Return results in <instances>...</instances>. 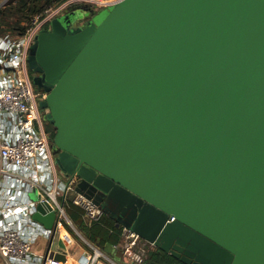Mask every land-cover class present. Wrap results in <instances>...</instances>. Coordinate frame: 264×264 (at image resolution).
<instances>
[{
	"label": "water",
	"instance_id": "1",
	"mask_svg": "<svg viewBox=\"0 0 264 264\" xmlns=\"http://www.w3.org/2000/svg\"><path fill=\"white\" fill-rule=\"evenodd\" d=\"M110 7L54 18L31 49L57 165L186 264H264V0ZM34 218L55 230L44 204Z\"/></svg>",
	"mask_w": 264,
	"mask_h": 264
},
{
	"label": "built area",
	"instance_id": "2",
	"mask_svg": "<svg viewBox=\"0 0 264 264\" xmlns=\"http://www.w3.org/2000/svg\"><path fill=\"white\" fill-rule=\"evenodd\" d=\"M75 1L109 7L119 0H64L36 16L22 34L0 36V264H69V251L55 249L53 243L55 239L68 240L70 204L79 207L90 224L101 222L105 214L93 199L76 191L77 179L61 177L40 106L46 93L37 90L29 73V56L37 35L50 29L52 20L61 16L67 5L78 3ZM39 203L57 215L55 230L34 218ZM121 227V240L114 248L121 252L123 262L145 264L157 246ZM63 230L65 239L60 235ZM43 240L44 249L39 245ZM39 246L44 254L37 253ZM52 250L63 252L65 260L51 254ZM100 256L101 251L94 250L89 264H96Z\"/></svg>",
	"mask_w": 264,
	"mask_h": 264
},
{
	"label": "trees",
	"instance_id": "3",
	"mask_svg": "<svg viewBox=\"0 0 264 264\" xmlns=\"http://www.w3.org/2000/svg\"><path fill=\"white\" fill-rule=\"evenodd\" d=\"M19 6H14V4L10 5V9L0 11V19L2 22V27L0 31L10 32L13 35L22 34L25 32L27 27L31 24L32 20L44 12L45 9L54 6L64 0H16ZM47 132L49 133L51 142L53 143V138L56 133V128L51 121H48V125H45ZM77 212H74L72 209H68V213L71 216L72 220L76 223V225L87 235L91 241L94 243L100 242L105 243L109 240L114 239V234L109 235V233L105 230L104 226L100 223H94L92 225H88L85 223L78 213H80L79 209ZM82 213V211H81ZM113 231L121 232L122 227H117L116 223L111 224V228ZM112 236V237H111ZM120 238V237H119ZM121 240V238H120ZM116 239L115 242L120 241ZM147 264H186L179 258H176L170 253L164 252L159 248L152 250L149 252L147 259L145 261Z\"/></svg>",
	"mask_w": 264,
	"mask_h": 264
},
{
	"label": "rangeland",
	"instance_id": "4",
	"mask_svg": "<svg viewBox=\"0 0 264 264\" xmlns=\"http://www.w3.org/2000/svg\"><path fill=\"white\" fill-rule=\"evenodd\" d=\"M75 2L86 3L88 6H90L91 8L94 9L95 17L101 18V19H103L106 16V14L109 12V10L111 8L110 6L109 7H107V6L104 7V5H102L100 3H96V2H83V1H75ZM11 4H14V6H19L16 0H0V11L7 10L8 8L10 9V5ZM67 6H69V5H67ZM99 7H101V8H99ZM64 12H65V10H63L59 14V15H61V16H59V18L61 20H65L66 19V15L65 14L62 15ZM79 13H80L81 17H84L85 14H86V12H84L82 10L79 11ZM4 33H6V32L0 31V36L3 35ZM39 73H40V76H41L42 73L41 72H39ZM38 78H39V76H38ZM39 79H40L39 81H40L41 86L44 87V85H45L44 80H42V78H39ZM42 89L44 90V88H42ZM59 151H60V149H59ZM58 168H59V171L63 172L60 169L59 166H58ZM69 228H68V231H69L68 240L66 242L62 241L61 243L64 244L65 247L68 248V251L74 257V260L77 262V264H89L90 263V259H91V254H93L94 250L99 249L98 246H96V244L93 241H91V239H89L87 237V235L78 226L74 225V227L70 226ZM61 238L65 239L67 237L63 235V236H61ZM43 241H44V243L46 242V240H43ZM44 243H42V241L39 242V245L43 249L47 247V245L44 244ZM40 246L38 247V252L37 253L44 254L45 250L41 249V251H39L40 250L39 249ZM156 248H158V247H156ZM119 254L122 255L121 252H119ZM145 264H147V263H145Z\"/></svg>",
	"mask_w": 264,
	"mask_h": 264
},
{
	"label": "crops",
	"instance_id": "5",
	"mask_svg": "<svg viewBox=\"0 0 264 264\" xmlns=\"http://www.w3.org/2000/svg\"><path fill=\"white\" fill-rule=\"evenodd\" d=\"M61 175V174H60ZM76 208L77 209H79L80 211V213H78V215H80V218L85 222V223H87L88 225H92V224H90V223H88L85 219H84V217H83V213H81V209L79 208V207H77L76 205H74V204H70V206L68 207V209H72L74 212H77V210H76ZM68 216H69V218L72 220V218H71V216L69 215V213H68ZM104 219V220H103ZM102 222L100 223L102 226H104V228H105V230L109 233V235H112V233L114 234V239H115V241H116V239H118V240H120V238H121V236H120V232H116V231H113L112 229H110L111 228V224L112 223H116L112 218H110L106 213L104 214V216H103V218H102ZM42 223V222H41ZM44 224V223H43ZM45 225V224H44ZM74 225L75 226H77L76 225V223L72 220V224H69V225H67V230H68V228L70 227V226H73L74 227ZM46 226V225H45ZM116 226H117V224H116ZM47 227V226H46ZM117 227H121V226H117ZM70 229V228H69ZM63 236V235H62ZM65 236V235H64ZM112 237V236H111ZM120 237V238H119ZM115 241H111V240H109V241H107V242H105V243H100V242H97V243H95L96 244V246H98V248L100 249V251H101V256H100V258L98 259V261L96 262V264H125L124 262H123V260H122V255H120L119 254V251L118 250H116L115 248H114V245L115 244H118L120 241H118V242H115ZM62 242V240H59V239H55L54 240V243H53V248H55V249H64V250H68V248L67 247H65L64 246V244H62L61 243ZM42 243H44V241H42ZM49 243V242H48ZM44 244H46V242L44 243ZM119 255H118V254ZM69 255H70V259L72 260V262L74 263V264H76L75 263V260H74V257L70 254V252H69Z\"/></svg>",
	"mask_w": 264,
	"mask_h": 264
},
{
	"label": "flooded vegetation",
	"instance_id": "6",
	"mask_svg": "<svg viewBox=\"0 0 264 264\" xmlns=\"http://www.w3.org/2000/svg\"><path fill=\"white\" fill-rule=\"evenodd\" d=\"M84 11L86 12L85 16L84 17H81L80 16V13L79 11ZM64 14L66 15L67 18V21L68 19H70V22H71V25L73 27H76V26H80V25H83V24H86L87 22L89 21H92L95 17V11L93 8H91L90 6H88L86 3H73L71 5H69L66 9H65V12ZM63 14V15H64ZM29 73L31 75V77L34 79L35 77H38L40 76V73L35 71L34 69L30 68L29 69ZM37 90H39L40 92H42L43 94L47 92L44 91L41 87L37 86L35 84ZM42 112L44 114V125H48V119H46V114H47V111L46 109H42ZM52 148H53V152L55 154V156L60 152L59 149H57L53 144H52ZM59 169V168H58ZM60 174H61V177L65 178V179H71L69 178L68 176H66L63 172L59 171ZM72 179H77V182H78V177H74ZM71 179V180H72Z\"/></svg>",
	"mask_w": 264,
	"mask_h": 264
},
{
	"label": "bare ground",
	"instance_id": "7",
	"mask_svg": "<svg viewBox=\"0 0 264 264\" xmlns=\"http://www.w3.org/2000/svg\"><path fill=\"white\" fill-rule=\"evenodd\" d=\"M60 235H61V236H62V235H65V236H67L64 230L61 232V234H60ZM70 260H71V259H70ZM69 264H73L72 260L69 262Z\"/></svg>",
	"mask_w": 264,
	"mask_h": 264
}]
</instances>
